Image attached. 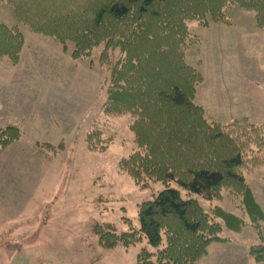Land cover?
<instances>
[{
    "label": "rangeland",
    "instance_id": "rangeland-1",
    "mask_svg": "<svg viewBox=\"0 0 264 264\" xmlns=\"http://www.w3.org/2000/svg\"><path fill=\"white\" fill-rule=\"evenodd\" d=\"M225 16L228 24L210 21L204 27L194 20L188 22L185 62L202 77L193 102L203 110L208 124L227 126L247 119L264 133V28L256 26L253 13L236 6L225 10ZM12 19L17 21L13 8L0 2V24L8 26ZM17 24L40 63H54L52 75H32L27 84L56 87V91L25 93V108L30 113L25 124L18 112L0 109V126L9 122L25 130L18 140L19 148H25V158H17L25 160V205L15 204L16 220L0 230V264H135L140 250L154 251L146 241L128 249L105 250L91 227L110 223L118 233L138 229L139 204L151 200L165 185L148 182L141 189L119 168L122 159L138 150L131 130L136 117L103 112L108 69L99 64L102 46L89 58L73 61L53 38ZM40 38L50 41L34 44ZM67 48L70 52L72 44ZM59 53L67 56L59 58ZM118 57L116 51L110 61ZM243 173L263 239L246 211L242 193L225 187L211 201L193 195L221 226L223 239L211 243L195 264H255L248 251L264 240V165L246 166ZM169 186L188 197L175 183ZM215 210L239 223L226 222Z\"/></svg>",
    "mask_w": 264,
    "mask_h": 264
},
{
    "label": "trees",
    "instance_id": "trees-1",
    "mask_svg": "<svg viewBox=\"0 0 264 264\" xmlns=\"http://www.w3.org/2000/svg\"><path fill=\"white\" fill-rule=\"evenodd\" d=\"M0 2L10 5L17 21L30 32L56 40L73 61L89 58L102 46L99 64L108 69L103 112L136 117L131 130L138 150L122 159L119 168L141 189L148 182L165 185L151 200L139 204L138 229L118 233L110 223L92 225L102 249H128L144 240L154 251L140 250L135 264H195L211 243L223 239L221 226L192 196L211 201L225 187L242 193L246 211L263 239L243 176L246 166L264 165L262 127L247 119L227 126L208 124L193 102L202 77L185 62L184 51L189 21L204 27L210 21L228 24L225 10L233 6L253 13L256 26L264 28V0ZM23 45L24 35L17 26L0 24V60L16 65ZM116 51L119 57L112 63L110 56ZM21 135L17 125L0 127V152ZM43 147L53 150L50 145ZM170 183L188 197L183 198ZM215 212L228 223L237 221L221 210ZM248 253L255 264H264V240Z\"/></svg>",
    "mask_w": 264,
    "mask_h": 264
},
{
    "label": "crops",
    "instance_id": "crops-1",
    "mask_svg": "<svg viewBox=\"0 0 264 264\" xmlns=\"http://www.w3.org/2000/svg\"><path fill=\"white\" fill-rule=\"evenodd\" d=\"M8 26H17L21 30L15 19H12ZM22 33L24 35V45L21 49L18 63L11 65L6 58L0 60V109L5 108L18 112L21 115V124H25L26 114L30 116L29 111L25 108V93L36 91L45 92V90L48 92L51 90L56 91V87L46 88V86L27 84L32 75L34 78L52 75L54 63L49 66L47 64H41V59L38 60L34 49L28 46V38H25V32ZM48 39L40 38L34 44L50 41ZM38 49L37 52H39ZM38 54L40 55V53ZM62 55L66 54H57L59 58ZM28 56H31L32 59H29ZM29 61L33 64L29 65ZM5 125L15 124L8 122ZM22 134L25 135V130H22ZM19 145L20 141L0 152V210L3 212L2 217H0L1 231L11 225L15 219L13 206L15 204L25 205V193H23L25 188V184L23 183L25 180V160L18 161L17 159L19 155L25 158V148H19ZM16 191H18V194L15 193ZM22 195L23 197L21 198ZM16 212L18 214L20 211L17 210Z\"/></svg>",
    "mask_w": 264,
    "mask_h": 264
}]
</instances>
